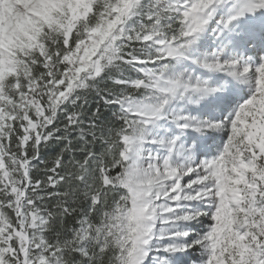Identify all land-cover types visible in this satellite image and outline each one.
Listing matches in <instances>:
<instances>
[{"label": "snow or ice", "instance_id": "6c2138e0", "mask_svg": "<svg viewBox=\"0 0 264 264\" xmlns=\"http://www.w3.org/2000/svg\"><path fill=\"white\" fill-rule=\"evenodd\" d=\"M0 264H264V0H0Z\"/></svg>", "mask_w": 264, "mask_h": 264}]
</instances>
